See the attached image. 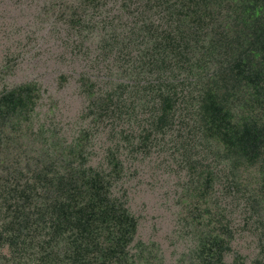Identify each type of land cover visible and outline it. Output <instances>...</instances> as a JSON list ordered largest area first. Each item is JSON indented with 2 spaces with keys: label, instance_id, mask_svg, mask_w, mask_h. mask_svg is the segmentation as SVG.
<instances>
[{
  "label": "trees",
  "instance_id": "obj_1",
  "mask_svg": "<svg viewBox=\"0 0 264 264\" xmlns=\"http://www.w3.org/2000/svg\"><path fill=\"white\" fill-rule=\"evenodd\" d=\"M142 1L165 22L155 26L146 16L149 10L140 12L138 28L157 33L150 65L160 76L153 85L157 110L140 146L149 149L155 134L174 125L179 88L164 73L176 65L187 73L183 87L198 88L201 130L221 148L233 177L231 188L246 186L241 171L256 170L248 206L259 216V253L249 264H264V0ZM114 46L109 38L101 47L107 53ZM80 84L87 115L104 117L117 91L100 93L85 76ZM39 99L35 82L0 94V248H8L13 264H153V248L133 244L138 220L111 194L123 170L117 155L108 152L109 172L88 167L90 135L68 142L47 123L36 128ZM11 157L25 162L15 168ZM185 161L191 182L183 196L198 212L191 220L200 222V202L212 192L215 175L199 169L191 154ZM219 218L203 217L205 229L197 231L189 264H247L239 254L226 262L234 233L230 222L221 221L225 216Z\"/></svg>",
  "mask_w": 264,
  "mask_h": 264
},
{
  "label": "rangeland",
  "instance_id": "obj_2",
  "mask_svg": "<svg viewBox=\"0 0 264 264\" xmlns=\"http://www.w3.org/2000/svg\"><path fill=\"white\" fill-rule=\"evenodd\" d=\"M144 9L149 10L142 0H0V94L26 82L37 83L36 128L47 123L68 142L90 135L86 164L95 170L109 172L108 152L117 155L123 170L111 194L138 220L133 244L151 246L153 264H189L197 231L205 229L203 217L217 222L221 215L234 233L226 262L239 254L249 264L259 253V216H253L248 206L256 170L239 173L246 188H231L233 177L221 148L201 130L198 88L183 87L180 81L187 73L176 65L164 73L179 88L174 125L155 134L149 149L140 146L157 110L153 85L160 78L150 65L157 33L138 28ZM146 16L155 26L165 22L153 9ZM109 38L115 46L105 53L101 46ZM81 76L94 82L100 93L117 91L104 117L95 120L87 115ZM187 153L199 169L215 175L212 192L200 202V222L191 220L198 212L183 196L191 182ZM18 161L25 162L10 159L15 168ZM0 264H13L7 247L0 248Z\"/></svg>",
  "mask_w": 264,
  "mask_h": 264
}]
</instances>
